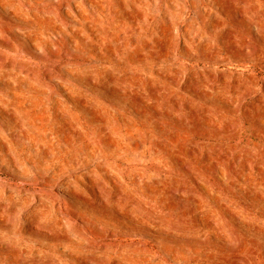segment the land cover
I'll use <instances>...</instances> for the list:
<instances>
[{
	"label": "rangeland",
	"instance_id": "rangeland-1",
	"mask_svg": "<svg viewBox=\"0 0 264 264\" xmlns=\"http://www.w3.org/2000/svg\"><path fill=\"white\" fill-rule=\"evenodd\" d=\"M0 264H264V0H0Z\"/></svg>",
	"mask_w": 264,
	"mask_h": 264
},
{
	"label": "bare ground",
	"instance_id": "bare-ground-1",
	"mask_svg": "<svg viewBox=\"0 0 264 264\" xmlns=\"http://www.w3.org/2000/svg\"><path fill=\"white\" fill-rule=\"evenodd\" d=\"M104 9V8H103Z\"/></svg>",
	"mask_w": 264,
	"mask_h": 264
}]
</instances>
